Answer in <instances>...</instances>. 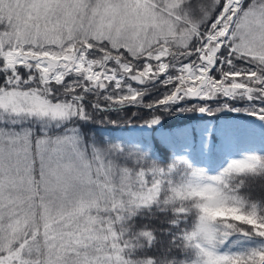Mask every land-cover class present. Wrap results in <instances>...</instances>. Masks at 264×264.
Listing matches in <instances>:
<instances>
[{
    "label": "snow or ice",
    "instance_id": "1",
    "mask_svg": "<svg viewBox=\"0 0 264 264\" xmlns=\"http://www.w3.org/2000/svg\"><path fill=\"white\" fill-rule=\"evenodd\" d=\"M257 176L264 0H0V264H264Z\"/></svg>",
    "mask_w": 264,
    "mask_h": 264
},
{
    "label": "trees",
    "instance_id": "2",
    "mask_svg": "<svg viewBox=\"0 0 264 264\" xmlns=\"http://www.w3.org/2000/svg\"><path fill=\"white\" fill-rule=\"evenodd\" d=\"M204 2V0H191V7L193 11L198 10V6ZM161 93L164 91L163 88L160 89ZM155 96V93L153 94ZM153 99V97H148L146 98V102L149 100ZM195 101H189L188 103H194ZM215 106V105H214ZM137 111L136 108H129L128 109V115H131L132 112ZM234 114H227V113H222L218 114L214 117H203L205 120H212V121H219L220 123H230L231 122V116ZM116 116H113V119H115ZM201 117L198 115H190L187 116L184 120L182 121H175V120H170V119H165L164 121V128L167 130L168 128L172 127L176 123H191L193 121L200 120ZM254 119V118H252ZM140 121H135V123H139ZM247 189L245 194L249 195L253 200H260L264 199V177L257 176V177H250L248 178L247 181ZM142 224L147 225L150 228H158L159 227V221L157 220H152V221H142Z\"/></svg>",
    "mask_w": 264,
    "mask_h": 264
}]
</instances>
